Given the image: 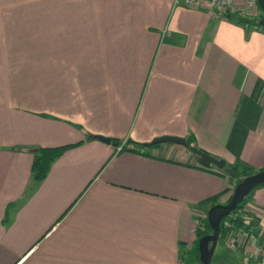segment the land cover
<instances>
[{
  "label": "crops",
  "instance_id": "1",
  "mask_svg": "<svg viewBox=\"0 0 264 264\" xmlns=\"http://www.w3.org/2000/svg\"><path fill=\"white\" fill-rule=\"evenodd\" d=\"M96 137L191 139L260 172L264 33L176 0H0V264H200L182 258L199 203L237 180L182 146L111 157ZM81 141L33 181L38 148ZM247 197L254 232L219 238L216 264L264 256V186Z\"/></svg>",
  "mask_w": 264,
  "mask_h": 264
},
{
  "label": "trees",
  "instance_id": "2",
  "mask_svg": "<svg viewBox=\"0 0 264 264\" xmlns=\"http://www.w3.org/2000/svg\"><path fill=\"white\" fill-rule=\"evenodd\" d=\"M259 10H260V8H259ZM260 12H261L260 16L256 19H242V18H239V17L234 16V15H228L227 18L229 20L235 21L239 25H244V26H248L251 28H255V29L264 33V27L259 25V21L262 17V11L260 10ZM87 138L93 139L94 137L87 134ZM110 140H111L112 146L115 148V151L111 155V157H113L114 154H116V153L120 154V153L125 152V151H129V152H132L135 154H140V155L144 154L140 150H138L136 148H132V146L133 147L134 146H141L143 148L152 147L149 145L138 144V143L133 142L129 139L126 140L123 144L119 140H116V139H110ZM186 142H187L188 146L194 145V143L191 139H187ZM82 143L83 142L81 141V142H78L75 144L61 145V146H57V147L38 148L37 151L33 154V160H32V165H31V175H32L33 181H35L37 183H41L42 181H44L47 178L53 163H55L58 159H60L67 151L82 145ZM156 146H153V147H156ZM119 147H121V149L117 152V149ZM110 158L108 159V161L110 160ZM197 167L200 169L206 170V171L213 172V173L218 174L220 176H226V174H224L222 171H220L214 167L204 168L199 163L197 164ZM228 167L233 172L238 174V179H237L238 183L241 182L242 180H244L245 178L254 174V172L251 169H249L245 166H242L238 162L233 164V165H228ZM262 170H264V167L262 168ZM262 186H264V184ZM262 186H260V187H262ZM227 193H229L228 189L224 190L223 192H221L215 196H212V197L200 202L199 206L205 207V208H211V207L217 205L220 202L222 196H224ZM247 198L248 197H246L243 200V202L236 207L234 212H232L227 218H225L224 220L221 221L220 237L219 238L226 237L231 232H236L238 230H242L243 232H247L249 230V228L247 226H244V223L242 222V220L237 216V211L240 210L244 206V204L247 201ZM230 199H231V197H229V199L226 201L225 204H228ZM211 233H212V230L208 224L207 219L200 221L199 225L195 231L196 242H195L192 250H190L186 253H182V258L186 259L189 262L199 263L198 242L202 237L209 235Z\"/></svg>",
  "mask_w": 264,
  "mask_h": 264
},
{
  "label": "water",
  "instance_id": "3",
  "mask_svg": "<svg viewBox=\"0 0 264 264\" xmlns=\"http://www.w3.org/2000/svg\"><path fill=\"white\" fill-rule=\"evenodd\" d=\"M257 4L262 11V17L259 21V25L264 27V0H257ZM96 139L102 143L110 144L111 140L103 137H96ZM175 144L186 148L191 154H193L197 162L204 168L214 167L222 171L227 176L237 180L238 174L233 172L226 164L224 160L216 159L211 155L199 150L195 146H188L186 140L172 137H161L153 140L149 145L155 146L159 144ZM264 184V170L255 173L241 182H239L233 190L231 199L226 205H215L211 207L207 212V221L212 230V234L202 237L198 242L199 251V263L211 264L212 257L216 248L217 241L220 236V224L221 221L227 218L236 207L240 205L243 200L257 187Z\"/></svg>",
  "mask_w": 264,
  "mask_h": 264
},
{
  "label": "built area",
  "instance_id": "4",
  "mask_svg": "<svg viewBox=\"0 0 264 264\" xmlns=\"http://www.w3.org/2000/svg\"><path fill=\"white\" fill-rule=\"evenodd\" d=\"M187 9H193L198 5H203L209 11H214L223 16L234 15L242 19H256L261 12L257 0H176ZM121 149L119 147L117 152ZM249 228L246 232H254V226L245 225ZM236 232L244 233L242 230ZM244 264H264V256H258L252 252L245 251L243 255ZM254 260V263L251 261Z\"/></svg>",
  "mask_w": 264,
  "mask_h": 264
},
{
  "label": "rangeland",
  "instance_id": "5",
  "mask_svg": "<svg viewBox=\"0 0 264 264\" xmlns=\"http://www.w3.org/2000/svg\"><path fill=\"white\" fill-rule=\"evenodd\" d=\"M119 141L122 142V140H119ZM204 216H206L205 213H204ZM50 243L51 242L49 240V241L45 242L42 247H44V246H46V245H48ZM226 243H228V241H226V240L224 241L223 239H219V241H218V247H217V252H216L217 255H215V257H214L213 264H216V261H217V258H218L217 256H219L218 255L219 253H222V254L225 253V254H227V245H226ZM49 249L50 250L52 249V245H49ZM39 254L41 255L42 254V251H40Z\"/></svg>",
  "mask_w": 264,
  "mask_h": 264
}]
</instances>
